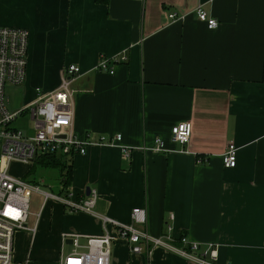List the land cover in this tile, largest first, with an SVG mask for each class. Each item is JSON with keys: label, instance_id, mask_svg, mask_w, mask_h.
I'll use <instances>...</instances> for the list:
<instances>
[{"label": "crops", "instance_id": "obj_1", "mask_svg": "<svg viewBox=\"0 0 264 264\" xmlns=\"http://www.w3.org/2000/svg\"><path fill=\"white\" fill-rule=\"evenodd\" d=\"M199 4L217 28L200 21ZM0 26L30 32L32 93L56 89L70 64L82 69L74 127L90 143L69 155L75 199L95 190V209L125 223L145 207L153 236L217 245L220 264H264V0H0ZM102 55L127 61L98 71ZM185 121L192 135L180 145L171 128ZM229 143L234 168L223 164ZM31 211L37 232L13 237L14 259L29 264H61L74 250L65 233L103 232L97 216L58 201ZM112 263L198 264L162 246L133 254L125 240Z\"/></svg>", "mask_w": 264, "mask_h": 264}, {"label": "built area", "instance_id": "obj_2", "mask_svg": "<svg viewBox=\"0 0 264 264\" xmlns=\"http://www.w3.org/2000/svg\"><path fill=\"white\" fill-rule=\"evenodd\" d=\"M197 16L209 29L217 28L219 21L208 14L199 4ZM175 18L177 13L172 11ZM30 32L25 28L0 26V264H29V261L16 260L13 257V237L18 230L35 234L37 225L29 224L31 211L30 191L43 195V205L49 200L63 203L70 211H85L97 216L102 223L103 232L96 236H84L79 233H65L63 242L71 240L74 250L64 254L61 264H113L114 245L125 240L133 254L150 252L155 247H165L186 259L198 264L218 263V246L210 244L204 249L200 242L188 236L179 238L178 243L170 235L153 236L147 229L148 212L145 207H134L131 219L125 223L109 215L99 213L95 207L98 194L91 190L79 200L74 198L72 191L54 193L41 189L40 185L32 184L23 177L10 173L13 162L32 164L47 154L85 153L86 140L81 139L75 131V99L74 80L82 73L79 65H68L62 74L59 86L52 91L36 89V97L27 103L25 108L10 111L5 95L6 84H20L25 81L27 67V50H29ZM127 61L126 55L109 58L102 55L97 65L98 71L113 73L112 64ZM25 109H30L31 128L29 134L15 124ZM192 123L180 122L171 128V138L180 145L190 142ZM122 135L108 141L113 144L121 141ZM106 137L101 138L105 142ZM157 151L165 150L162 138L155 140ZM125 156L130 150L123 149ZM223 164L234 168L238 164V150L235 143H229L223 155ZM40 213L37 214L39 216ZM86 238V244L81 239ZM82 249V250H81Z\"/></svg>", "mask_w": 264, "mask_h": 264}, {"label": "rangeland", "instance_id": "obj_3", "mask_svg": "<svg viewBox=\"0 0 264 264\" xmlns=\"http://www.w3.org/2000/svg\"><path fill=\"white\" fill-rule=\"evenodd\" d=\"M42 88V87H41ZM43 89V88H42ZM5 95L7 99V107L10 111H16L20 108H25L27 103L36 97V89L32 93L29 83L6 84ZM30 109H25L22 115L18 117L15 124L22 129L24 134H29L32 131L31 120L29 117ZM45 162L36 160L34 163L25 165L19 162H13L10 165V173L14 176H20L30 181L32 184L40 185L41 189L54 193H61V176L63 168L58 163L45 165ZM69 163V162H68ZM31 209L38 208L43 200V195L39 192L30 191ZM73 247H67V252Z\"/></svg>", "mask_w": 264, "mask_h": 264}, {"label": "trees", "instance_id": "obj_4", "mask_svg": "<svg viewBox=\"0 0 264 264\" xmlns=\"http://www.w3.org/2000/svg\"><path fill=\"white\" fill-rule=\"evenodd\" d=\"M99 2H108L109 0H97ZM69 155L70 154H62V155H55V154H47L43 157H41L40 159H38V161L40 162H45V165H51V163H59L63 170L62 171V176L61 178V184L63 186V190L67 191L69 190V186L72 180V173H73V166L70 163V159H69ZM69 162V163H68Z\"/></svg>", "mask_w": 264, "mask_h": 264}]
</instances>
